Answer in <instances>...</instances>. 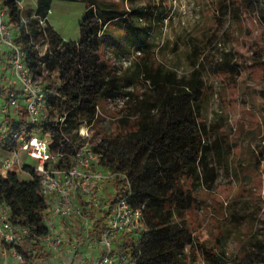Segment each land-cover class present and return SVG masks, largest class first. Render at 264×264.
<instances>
[{
    "label": "trees",
    "instance_id": "16d2710c",
    "mask_svg": "<svg viewBox=\"0 0 264 264\" xmlns=\"http://www.w3.org/2000/svg\"><path fill=\"white\" fill-rule=\"evenodd\" d=\"M17 1L1 0L13 29L12 40L24 51L25 63L48 94L46 112L51 121L43 127V133H54L51 147L66 136L71 141L63 149L71 151L80 142V126L86 122L94 127L104 103L111 104L118 114L108 132L98 131L94 136L92 150L97 160L91 169L119 174L103 183L110 186L106 198L99 196L101 206L106 208L93 207L84 196H76L82 217L75 219L80 226L66 240L73 251L71 262L82 247L92 252L91 257L83 258H96V240L106 220L118 199L130 191V206L142 213L139 230L121 234L114 243V252L125 253L127 264H264V218L253 217V233L227 258L200 240L185 217L200 204L198 161L205 129L202 71L216 49L212 29V33L206 32L199 61L196 57L201 50L197 44H192L188 52L195 69L179 73L155 58L156 38L168 17L163 3L88 0L86 8L92 7L93 11L83 14L78 38L68 40L47 22L53 0H35L28 19L23 18ZM240 5L264 23V0H241ZM218 6L220 14L232 12L240 18L234 0H218ZM110 24L124 32L123 38L107 35ZM191 36L192 32L187 31L178 35L177 41L184 42ZM44 44L47 49L40 54L38 47ZM101 49L106 58L124 54L132 58L124 66L122 62L110 63ZM229 55L225 53L218 62L209 63L213 73L237 72ZM146 68L151 82L142 79ZM14 88L0 86V105ZM260 95L264 98V88ZM1 120L6 126L4 129L0 123V133L7 137L29 126L23 106L1 116ZM256 150L257 162L264 163V144L256 141ZM24 169L30 174L27 181H21L16 172L0 174V206L8 209V221L14 227L25 230L15 246L22 261L3 260L0 256V264H43L51 258L40 240L49 232L46 220L51 201L41 194L39 177L31 168ZM9 247L0 240V252Z\"/></svg>",
    "mask_w": 264,
    "mask_h": 264
},
{
    "label": "rangeland",
    "instance_id": "374dc122",
    "mask_svg": "<svg viewBox=\"0 0 264 264\" xmlns=\"http://www.w3.org/2000/svg\"><path fill=\"white\" fill-rule=\"evenodd\" d=\"M240 2L234 0V5L239 6L240 18L237 19L232 12L226 16V12L220 14L218 0L154 1L163 3L168 10L161 35L156 38L155 54L156 60L167 67L179 73L194 70L195 65L188 57L192 44H197L201 50L196 57L199 61L205 49L206 32H214V56L205 61L202 71L205 129L203 152L198 161L202 183V189L197 193L200 204L185 217L200 240L214 246L227 258L253 233V217L264 218V163L257 162L256 150V141H264V98L260 95L264 88V23L256 13L252 14L250 10L248 13ZM88 4V0H53L49 22L63 38L75 40L83 14L93 11L92 7L86 8ZM21 6L23 18L28 19L35 8V0H22ZM41 24L45 25V22ZM187 31L192 32V36L184 42L177 41V36ZM123 33L115 24L108 26L110 37L123 38ZM46 49V44L38 47L40 54ZM101 52L106 58L105 51L101 49ZM225 53H230V62L236 63L237 72L213 73L209 63L218 62ZM131 58L132 55L124 54L119 58L108 55L106 59L110 63L122 62L124 66ZM9 66L5 63L0 70L12 80ZM142 79L151 82L147 68L142 72ZM9 83L17 86L13 80ZM116 117L118 114L111 104H102L95 126L89 127V142L95 141L98 131L108 132ZM208 128L213 130L212 133ZM79 132L84 133V127L79 128ZM19 156L29 165L36 163L22 151ZM17 176L21 181L30 179V174L25 171H17ZM109 191L110 186L103 184L99 196L106 198ZM67 221L68 224L63 223L66 232H61L66 240L80 226L75 219ZM66 240L60 252L63 246L69 245ZM63 258H58V263L67 264L68 259ZM52 259L43 264H55L50 263Z\"/></svg>",
    "mask_w": 264,
    "mask_h": 264
},
{
    "label": "built area",
    "instance_id": "2783aa9c",
    "mask_svg": "<svg viewBox=\"0 0 264 264\" xmlns=\"http://www.w3.org/2000/svg\"><path fill=\"white\" fill-rule=\"evenodd\" d=\"M17 5L22 7V0H18ZM10 30L7 10L0 0V53H7L13 81L17 84L7 92L6 101L0 105V115L5 116L23 106L29 125L14 131L11 137L0 133V152L6 153H0V174L5 176L9 172H27L24 169L27 167L39 177L40 192L51 201L46 220L49 232L40 240L50 252L51 258H55L66 240L61 231L54 230L55 220L82 217V209L75 202L78 194L89 200L93 207L106 208L99 201L100 185L119 173L91 169L97 160V154L93 152L92 143L89 142L88 130L91 125L86 122L80 126L84 127V133L78 131L80 142L71 151L63 149L71 141L66 136L51 147L54 133H43V127L51 121L46 112L48 94L25 63L24 51L14 43ZM1 125L5 128L6 122L3 120ZM261 143L264 144V141ZM21 151L26 157L34 159L35 165H29L20 158ZM128 194L118 199L112 214L106 220V225L96 240V258L90 264L128 263L125 253L114 252L118 236L138 232L142 219L141 211L130 206ZM24 231V228L14 227L8 221V209L0 206V240L10 245L0 252L3 260L22 261L15 246L21 241Z\"/></svg>",
    "mask_w": 264,
    "mask_h": 264
},
{
    "label": "crops",
    "instance_id": "0c3cea01",
    "mask_svg": "<svg viewBox=\"0 0 264 264\" xmlns=\"http://www.w3.org/2000/svg\"><path fill=\"white\" fill-rule=\"evenodd\" d=\"M47 22L51 25V23L49 22L48 16H47ZM12 34L13 33L11 32V35ZM6 55H7V53H5V52H1L0 53V68L2 67L3 64L9 63L8 56H6ZM10 79H11V77H6V74L1 72V70H0V86H4V87L10 86L11 84L9 82H11L13 80V78H12V80H10ZM2 153L6 154L5 152H2ZM101 185H103V184H101ZM64 222H67V224H68L67 220H55V222H54V230L57 231V232L60 231V230H63V228H64L63 223ZM79 251H81L79 256L75 257L74 261L71 262V260H73V258H72L73 256H71L73 251H71L69 246H65V247L63 246V248H61V252H60V249H59L58 256L53 258L50 263L54 262L55 264H61L60 262L58 263V261H59L58 258L60 259V258H63V256H64V257H66L68 259V261H66L67 264H71V263L72 264H90L92 261L91 260H87V259H85L83 257L84 256L91 257L92 252L87 247H82V249H80ZM62 264H66V263H62Z\"/></svg>",
    "mask_w": 264,
    "mask_h": 264
}]
</instances>
